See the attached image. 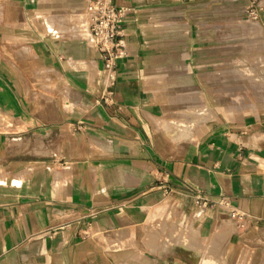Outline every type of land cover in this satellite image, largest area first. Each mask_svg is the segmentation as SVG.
<instances>
[{"label": "crops", "instance_id": "obj_1", "mask_svg": "<svg viewBox=\"0 0 264 264\" xmlns=\"http://www.w3.org/2000/svg\"><path fill=\"white\" fill-rule=\"evenodd\" d=\"M85 3L0 0V264H264V111L202 99V3L113 0L109 71Z\"/></svg>", "mask_w": 264, "mask_h": 264}, {"label": "rangeland", "instance_id": "obj_2", "mask_svg": "<svg viewBox=\"0 0 264 264\" xmlns=\"http://www.w3.org/2000/svg\"><path fill=\"white\" fill-rule=\"evenodd\" d=\"M186 3H202V19L213 24L203 28L213 31V43L207 47L212 48L214 56L203 61L206 91L202 99H206L207 88L212 87L227 110L264 111V0H186ZM232 231L228 222L215 232L211 240L219 242L214 252L217 256L225 257L224 240Z\"/></svg>", "mask_w": 264, "mask_h": 264}, {"label": "built area", "instance_id": "obj_3", "mask_svg": "<svg viewBox=\"0 0 264 264\" xmlns=\"http://www.w3.org/2000/svg\"><path fill=\"white\" fill-rule=\"evenodd\" d=\"M84 9L91 42L101 55L104 69L112 70L119 60L126 57L120 39L125 16L131 9H117L113 0H86ZM230 215L239 222L244 219L242 214L234 211Z\"/></svg>", "mask_w": 264, "mask_h": 264}, {"label": "bare ground", "instance_id": "obj_4", "mask_svg": "<svg viewBox=\"0 0 264 264\" xmlns=\"http://www.w3.org/2000/svg\"><path fill=\"white\" fill-rule=\"evenodd\" d=\"M171 133H172V136H175L176 134H180V131H179V129L177 127H175V128L172 129ZM222 263L223 262L221 260H219V259H212V258H208L207 257V259L206 258L202 259V261L199 264H222Z\"/></svg>", "mask_w": 264, "mask_h": 264}]
</instances>
